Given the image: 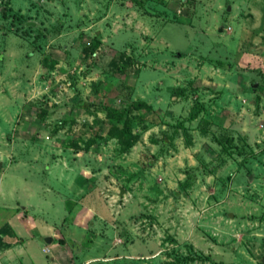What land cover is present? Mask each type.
Returning a JSON list of instances; mask_svg holds the SVG:
<instances>
[{
	"label": "rangeland",
	"instance_id": "rangeland-1",
	"mask_svg": "<svg viewBox=\"0 0 264 264\" xmlns=\"http://www.w3.org/2000/svg\"><path fill=\"white\" fill-rule=\"evenodd\" d=\"M0 182L5 264H264V0H0Z\"/></svg>",
	"mask_w": 264,
	"mask_h": 264
},
{
	"label": "crops",
	"instance_id": "crops-1",
	"mask_svg": "<svg viewBox=\"0 0 264 264\" xmlns=\"http://www.w3.org/2000/svg\"><path fill=\"white\" fill-rule=\"evenodd\" d=\"M4 185H2V183L0 182V186L1 187L4 186ZM8 200L13 201V203L14 202L18 203L17 200L13 198V196H11V198L8 199ZM15 203L12 204V205H15V207L13 209H11V210L9 208H7L8 206H10L11 203H9V204H7L5 206L3 204L2 205L0 204V212H2L4 209L5 210L9 209L8 212L4 210L3 215H1V217L3 219L0 221V264H5V263H3V261L7 262L6 259H7L8 256H10L9 251H11V248L16 246V244L18 245V247H20V246H22L24 244L23 241H22V243H20L19 240L16 239V238H14L13 241H11V238L9 239L10 236L11 237L12 236L19 237V235H20V233H16V231L12 228V225H14L12 222H15V224H21V220L24 219V217H22L23 215L20 212L14 211L15 208H16V205H17ZM21 207L25 208L24 204H21ZM1 209H3V210H1ZM26 217H27V222L25 221V227L26 228L28 227L31 230H32V228H36V227H34L35 219H32V217L34 218V216H32V217L29 216L28 217L26 215ZM31 222H34V223L32 224ZM23 225H24V223H23ZM22 237L23 236H21V238ZM11 244H13V246ZM20 250H21V252H23L22 248H20L19 251ZM56 250H57V248H54V251H56ZM1 259H3V260H1Z\"/></svg>",
	"mask_w": 264,
	"mask_h": 264
},
{
	"label": "trees",
	"instance_id": "trees-1",
	"mask_svg": "<svg viewBox=\"0 0 264 264\" xmlns=\"http://www.w3.org/2000/svg\"><path fill=\"white\" fill-rule=\"evenodd\" d=\"M120 69H123V65L120 66ZM181 91V89L173 90V92L176 93L175 95H177ZM134 105L136 108H141L143 106L146 107L145 102L141 100H138ZM107 115L110 125L108 134L110 136L117 137L120 143L123 144L124 148L129 147L132 144V134L130 129V120L128 116L125 115L121 126H118V120L122 118L121 116H123V113L120 110L112 108L110 109V112Z\"/></svg>",
	"mask_w": 264,
	"mask_h": 264
},
{
	"label": "water",
	"instance_id": "water-1",
	"mask_svg": "<svg viewBox=\"0 0 264 264\" xmlns=\"http://www.w3.org/2000/svg\"><path fill=\"white\" fill-rule=\"evenodd\" d=\"M81 13H82V11H81ZM79 247L78 246H76V249H78Z\"/></svg>",
	"mask_w": 264,
	"mask_h": 264
}]
</instances>
